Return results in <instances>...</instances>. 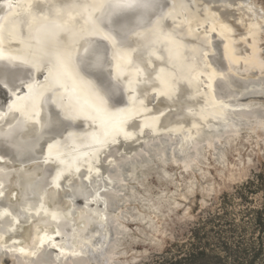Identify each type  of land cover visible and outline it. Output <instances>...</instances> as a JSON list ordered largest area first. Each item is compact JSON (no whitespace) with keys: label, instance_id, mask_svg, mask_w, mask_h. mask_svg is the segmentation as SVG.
Masks as SVG:
<instances>
[{"label":"bare ground","instance_id":"obj_1","mask_svg":"<svg viewBox=\"0 0 264 264\" xmlns=\"http://www.w3.org/2000/svg\"><path fill=\"white\" fill-rule=\"evenodd\" d=\"M244 1L238 0L236 10L222 0H136L145 6H134L137 10L126 18L111 17L110 23L107 11L132 9L115 6L126 0H0V74L11 76L6 94L0 92L1 263L111 264L115 255L110 245L116 248L120 232L106 217L116 195L109 184L92 190L87 184L98 180L102 159L111 148L135 144L145 132L178 133L203 120L207 93L223 85L226 76L209 61L211 55L216 53L213 59L222 70L229 68L236 75H243L248 64H259L254 53L263 36L244 30L257 28L239 17V9L248 8ZM132 40L136 48L129 47ZM125 89L132 90L130 103L144 114L138 121L125 109ZM238 93L245 96L242 90ZM152 95L160 106L149 112ZM182 106L189 107L188 113H181ZM190 107L197 112H189ZM214 132L208 139L220 137ZM195 145L183 150L185 157L190 158ZM34 163H40V172L20 174L15 179L20 200L9 202L13 170ZM50 186L66 190L70 209L46 207ZM76 201L89 211L93 230L75 228L80 207ZM29 225L31 243L26 244L21 231Z\"/></svg>","mask_w":264,"mask_h":264},{"label":"rangeland","instance_id":"obj_2","mask_svg":"<svg viewBox=\"0 0 264 264\" xmlns=\"http://www.w3.org/2000/svg\"><path fill=\"white\" fill-rule=\"evenodd\" d=\"M222 1L225 2L224 5L232 6L237 10L238 0ZM244 2L248 8H240L239 17L250 20L259 28L257 29L255 25H252L251 28L244 27V30L253 29V32L257 31L263 36L258 38L259 44L256 48L258 51L254 53L259 64H248L246 66L248 69H244L242 72L243 75L239 74L240 71L236 75L229 71V68H226L227 71L222 70L223 66L214 60L217 58L216 53L211 55L208 58L209 61L215 63L217 69L220 67L219 70L226 76L221 82L223 85L218 86L219 83H216L217 88L214 89V92L207 93L210 104L207 105L208 109L206 107L201 109L205 115L203 120L200 118L201 121L196 126L190 129L186 128L178 133L170 132L155 136L145 132L140 136H143L142 138L138 137L135 141L137 145L134 143L129 144V146L119 144L117 147L111 148L109 152L113 155L108 152L100 164V177L98 180L93 179V182L90 181L87 184L88 190H92L95 186L97 188L99 184L105 186L109 184L107 187L116 195V199L107 205V208L110 207L107 209L106 217L107 222L110 219L115 224L117 223L116 229H118L117 232H120L117 235L116 248L113 244L110 245L113 248L112 255H115L112 256L111 264L112 262L113 264H154L159 257L166 255L167 251L174 250L176 246L188 244L190 230L196 223L205 219L208 214L217 213L225 201V196L230 198V205L227 206V213L229 214L227 219L235 223L237 227L245 228L244 238L246 241L257 236L253 234V226L247 221V218H244V215L248 209L257 210L262 207L264 193L253 196L251 204L244 206L237 198V192L249 180H253L256 174H264V0H245ZM242 9L244 10L242 11ZM237 24L243 26L245 23L240 24L238 22ZM109 30L114 31L113 28H109ZM137 33L132 36V39L135 40ZM134 40H132L133 43L129 44V47L136 48ZM254 46L256 47V44ZM138 48L140 49L137 45ZM137 49L138 52L139 49ZM140 53L138 55L141 57ZM108 56L110 57V55ZM108 58L107 63L111 62V57ZM38 76L39 81L44 78L43 73ZM238 87L245 93L244 97H240ZM131 92L132 90L125 89L123 93L124 100L128 102L127 99H129L125 109L129 114H132V121H138L144 114L130 103ZM213 95L216 101L212 98ZM181 104L183 105V103ZM249 104H253V106L249 107ZM159 106L157 95H152L149 100L148 111L156 110ZM184 107L180 108L181 113H188L186 110L189 107ZM175 110L178 109L175 107L173 111ZM189 110H191L189 112H197L193 107H190ZM82 129H85V125L81 126L80 130ZM213 129L216 131L214 133H219L220 137H213V139L209 137L210 139H208L209 133ZM190 144H197L200 147L198 149L195 145V149L192 150L191 156L188 158L185 157L187 154L183 153V150ZM194 151H196V156H194ZM160 156L164 157V164L160 160ZM176 157L179 161L176 160ZM110 162L112 164L109 166L108 163ZM39 167L40 163H34L28 166H18L13 170L8 181L7 200L9 202L12 201L15 204L20 200L15 179L20 174L31 173ZM114 169L115 171L112 172ZM103 175L106 177L104 178ZM77 180L79 181V179ZM77 180L74 181V184L78 182ZM49 188L47 194L50 193L46 195V207L48 204V209H51L53 205H60L65 210L71 208L68 202L71 199L67 197L65 189H60V192L59 189L53 190L51 186ZM81 202L76 201V204L81 208L77 207V213L74 215V220L77 221L75 228L93 230L94 228L89 226L90 223L87 219L89 211L83 209L80 205ZM81 212L86 215L83 216ZM82 216L83 219H80ZM29 227L30 225L21 231V241L26 244L31 243ZM111 248L109 249L110 252ZM6 263L18 264L14 260L6 261ZM90 264L95 263L91 262ZM98 264H104V262L99 261ZM256 264L264 263L256 262Z\"/></svg>","mask_w":264,"mask_h":264},{"label":"trees","instance_id":"obj_3","mask_svg":"<svg viewBox=\"0 0 264 264\" xmlns=\"http://www.w3.org/2000/svg\"><path fill=\"white\" fill-rule=\"evenodd\" d=\"M264 193V174H256L238 192L237 198L244 206L251 204V198ZM230 198L220 210L196 223L190 230L188 244L176 246L154 264H256L264 263V200L260 209H248L244 215L253 226L257 236L245 240V228L237 227L227 219ZM245 222V220H243ZM245 224V223H244Z\"/></svg>","mask_w":264,"mask_h":264},{"label":"snow or ice","instance_id":"obj_4","mask_svg":"<svg viewBox=\"0 0 264 264\" xmlns=\"http://www.w3.org/2000/svg\"><path fill=\"white\" fill-rule=\"evenodd\" d=\"M116 7H134V6H145L136 4V0H126L125 3H117ZM11 80V76L8 72L0 74V87H6Z\"/></svg>","mask_w":264,"mask_h":264},{"label":"water","instance_id":"obj_5","mask_svg":"<svg viewBox=\"0 0 264 264\" xmlns=\"http://www.w3.org/2000/svg\"><path fill=\"white\" fill-rule=\"evenodd\" d=\"M138 1H142V0H138ZM134 10L136 11L137 9L132 7V9L130 8L129 10L127 9V10H123V11H120V12H108L107 11V14L111 15V16L109 15V17H107L108 21L110 20L111 17H112V19L117 18V17L126 18V16L131 15L132 13H134ZM110 23H113L112 20H110ZM6 91H7L6 88L0 87V92L3 95L6 94Z\"/></svg>","mask_w":264,"mask_h":264}]
</instances>
